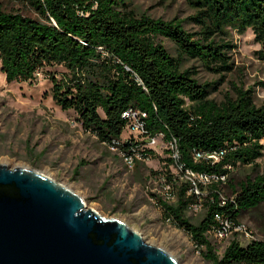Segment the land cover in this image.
Returning a JSON list of instances; mask_svg holds the SVG:
<instances>
[{
  "label": "trees",
  "instance_id": "trees-1",
  "mask_svg": "<svg viewBox=\"0 0 264 264\" xmlns=\"http://www.w3.org/2000/svg\"><path fill=\"white\" fill-rule=\"evenodd\" d=\"M17 1L38 18L0 8V63L7 82L32 81L37 71L62 66L66 72L60 77L46 71L50 95L99 142L143 159L154 157L150 147L141 149L142 141L124 138L130 120L123 113L132 109L146 113L145 135L160 136L167 144L175 141L183 170L228 177L232 169L261 157L264 103L256 105L251 90L239 88L235 98L225 96L216 103L208 99L216 82L200 84L196 69L182 65L185 57L212 72L231 71L230 44L213 38L226 35L227 29H251L260 44L257 56L264 61V0H185L196 10L189 19L201 24L195 38L182 20L137 14L126 0ZM161 37L175 44L177 56ZM194 152L224 154L212 163L195 161ZM165 172L170 179L167 167ZM209 190L200 197L204 214L198 223L186 217L199 199L188 182L178 187L174 204L158 200L163 220L184 231L211 264H264V234L245 245L231 240L221 255L207 237L220 221L237 223L241 212L264 202V172L241 182L231 199H221L217 183Z\"/></svg>",
  "mask_w": 264,
  "mask_h": 264
},
{
  "label": "rangeland",
  "instance_id": "rangeland-1",
  "mask_svg": "<svg viewBox=\"0 0 264 264\" xmlns=\"http://www.w3.org/2000/svg\"><path fill=\"white\" fill-rule=\"evenodd\" d=\"M137 14H146L163 20H182L183 28L195 37L200 36L201 24L189 17L196 14L185 0H126ZM0 8L19 11L38 18L28 5L17 0H0ZM226 35H215L216 42H228L227 55L232 64L229 72L216 73L206 69L199 61L183 58L182 67L196 69L195 78L200 84L216 82L208 99L220 103L225 96L235 98V88L251 90L256 105L264 103V61L257 51L260 44L251 29L238 32L227 29ZM173 55L177 49L173 42L159 38ZM60 77L65 73L62 66L47 67L32 81L8 83L0 63V165L10 168L26 167L52 177L77 193L86 207L106 218H118L141 234L143 239L165 249L178 264H211L203 259L189 236L163 220L155 195L158 188L153 172H163L166 167L178 177L175 191L190 181L181 176L177 165L169 164L170 146L160 137L150 146L155 156L138 159L128 167L123 154L103 144L85 132L71 110H62L50 95L51 81L46 71ZM186 105H190L186 101ZM130 133L124 132V138ZM262 155L254 164L241 165L230 171L224 182L217 183L222 200L233 197V189L239 190L246 178H254L264 172V141ZM182 177V178H180ZM198 183V182H196ZM191 184V183H190ZM210 183L203 187L208 194ZM203 208L189 209L186 217L193 224L203 217ZM239 223L244 232L232 231L221 239L211 237L219 255L231 240L245 245L251 240H262L264 234V202L256 208L243 211Z\"/></svg>",
  "mask_w": 264,
  "mask_h": 264
},
{
  "label": "water",
  "instance_id": "water-1",
  "mask_svg": "<svg viewBox=\"0 0 264 264\" xmlns=\"http://www.w3.org/2000/svg\"><path fill=\"white\" fill-rule=\"evenodd\" d=\"M0 264H178L118 218L101 216L67 186L0 165Z\"/></svg>",
  "mask_w": 264,
  "mask_h": 264
},
{
  "label": "built area",
  "instance_id": "built-area-1",
  "mask_svg": "<svg viewBox=\"0 0 264 264\" xmlns=\"http://www.w3.org/2000/svg\"><path fill=\"white\" fill-rule=\"evenodd\" d=\"M35 76H40V71H37L35 73ZM123 116L128 118L130 120V124L127 127V131L130 133L128 138L132 136L135 141H142L143 144L141 146V149L150 147L155 144L156 138L149 137L146 134V129H145V123L144 119L146 118V113L143 112H138L134 111L132 109H128L127 112L123 113ZM125 138V139H128ZM170 146L169 153L170 157L173 160V163L171 164H176L177 167L179 168L181 172V176L184 177L185 179L190 181V185L192 186V190L199 197L198 202L193 204L189 209H194V210H199L202 208L201 204V196L203 195V192L200 191L199 186H204L209 185L210 183H221L226 180V176H217V175H209L204 172H194L190 169H184L182 167V164L179 161V152L176 147L175 141H171L168 143ZM110 148L115 149L119 151L115 145H109ZM120 153L123 154L124 161L128 167H132L134 165V162H136L138 159L141 160H147L143 159L139 153H136L135 155H130V154H125L121 151ZM224 152H218V153H201V152H194L193 158L195 161L205 159L209 160L212 163L217 162L222 156ZM166 169L163 172L160 173H152L156 176L155 179H157L158 183V188H157V194L158 196L155 195L156 203L159 208L158 200L161 202L167 204V205H172L177 201V191H175V184L177 182L178 177L173 175L170 171V179H169V174H167ZM180 177V178H182ZM198 182V183H196ZM188 209V210H189ZM219 218V217H217ZM166 222L169 223V220H166ZM221 226L212 230L207 234V237L210 239L211 237L216 238V239H221L224 238L228 235L229 232L232 231H237V232H244L246 229L242 224L239 222H231L228 220H222L220 221Z\"/></svg>",
  "mask_w": 264,
  "mask_h": 264
}]
</instances>
